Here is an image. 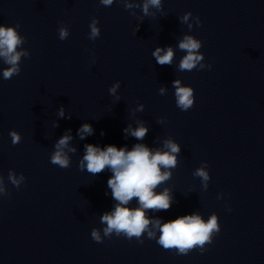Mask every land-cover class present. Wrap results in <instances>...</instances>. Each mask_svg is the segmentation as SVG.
Listing matches in <instances>:
<instances>
[{"label": "clouds", "instance_id": "clouds-1", "mask_svg": "<svg viewBox=\"0 0 264 264\" xmlns=\"http://www.w3.org/2000/svg\"><path fill=\"white\" fill-rule=\"evenodd\" d=\"M115 0H99V4L105 7L113 5ZM123 3L125 10L140 9L142 21L144 17H155V13L150 9H156L157 12H163L162 0H119ZM136 15L135 11L130 12ZM180 23L187 24L189 31L193 28V23L199 27L202 24L199 16L193 17L189 11L179 17ZM20 25L6 26L0 25V61L4 67L2 77L4 80H10L18 76L21 72V62L23 58L29 57L30 53L23 45L27 42L26 37L22 36L18 29ZM90 31L88 39L95 41L101 35L99 19L93 17L89 24ZM70 35L67 26L61 24L58 28V38L61 41L66 40ZM180 51L185 54L179 60L177 70L193 71L211 69V64H205L204 54L200 51L202 41L194 35L184 34L176 45ZM176 48L173 46H157L152 52V56L160 66H171L175 60ZM175 89L176 106L181 111L190 110L195 103V90L191 86L182 84L181 79L177 78L172 81ZM120 88V82H115L109 88V94L116 97L117 90ZM167 88H159L160 95H166ZM144 105L138 104L135 111H143ZM59 118L71 119L67 115L65 108L61 106L58 109ZM158 124H163V118L157 120ZM57 121L53 122V127H58ZM125 138L131 136L137 141H144L149 132V127L143 120H137L136 126L131 123L123 129ZM94 134V128L90 123L82 124L77 130V136L83 140L87 136ZM105 133L101 131V135ZM9 135L13 145L19 144L22 140L21 134L16 130H10ZM157 137L156 140H158ZM73 136L71 129H68L55 142L54 151L51 153L50 162L62 169L71 166V154L77 152V148L71 144ZM181 145L171 136L164 138L160 147H149L143 142L133 144L131 149L127 146L117 147L115 145H106L100 147L95 144L86 143L84 145V154L79 160V169L85 170L93 176L104 171H109L111 176L107 181V187L111 190L112 200L115 202L110 211L103 212L100 215V228L91 230V238L97 243H103L105 238L111 239L124 237L128 240L136 239L143 244L144 237L155 240L163 249L174 251L176 255H188L193 250L199 249L201 253L206 251L207 245L213 242V238L219 234L221 227L219 217L212 213L205 219L199 212H193L188 215H181L175 219L164 221L158 216H149V212L157 213L167 211L175 202L173 191L165 185L173 175V170L179 165V156ZM193 177H198L201 181L203 190H207L211 180L209 166L206 161L196 168ZM7 180L16 189L25 182L26 177L23 173L19 175L12 169H9ZM108 193L106 192V195ZM6 186L5 178L0 174V197L10 196ZM222 194L217 199H221ZM135 200L137 206H129ZM231 211V209H228Z\"/></svg>", "mask_w": 264, "mask_h": 264}]
</instances>
